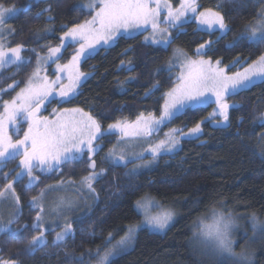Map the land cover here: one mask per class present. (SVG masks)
Here are the masks:
<instances>
[{"label":"trees","instance_id":"trees-1","mask_svg":"<svg viewBox=\"0 0 264 264\" xmlns=\"http://www.w3.org/2000/svg\"><path fill=\"white\" fill-rule=\"evenodd\" d=\"M85 1L0 0L5 7L15 6L19 10L6 22L8 30L13 31L8 37L0 38L7 47L24 45L22 55L31 60L19 70L13 65L0 71V89H7L14 81L22 82L15 91L5 93L3 100H10L26 83L35 69L37 54H47L49 47L60 45V37L67 28L91 18L92 10L77 7ZM177 3L174 0V4ZM197 7L198 12L218 8L216 11L224 16L231 30L224 36L219 31L209 34L198 31L197 23L189 20L171 31L173 42L166 50L145 43V33L135 38H117L108 48L99 49L81 62L80 71L88 78L77 89L79 94L71 102L48 104L43 115L49 116L54 110L80 108L95 117L106 130L109 124L119 120L133 121L144 111L159 112L164 94L175 86L177 75L173 70L168 71V65L177 49L188 58H194L201 43L212 41L211 50L203 58L213 62L220 59L221 67L227 66L228 75L242 71L264 55V44H250L247 39H240L246 33V26L254 25L258 13L264 12L262 0H197ZM237 40L235 47H227ZM76 49L77 45H73L64 50L57 62L69 61ZM237 59L240 63L233 66ZM157 84L158 90H153ZM226 101L229 105H241L229 110L228 126H216L222 118L206 119L215 109V103L186 111L163 129L190 130L201 123L199 138L182 140L175 156H162L153 169L135 176L126 175L135 162L127 167H113L101 160L116 136H107L101 141L97 170L103 168L106 172L94 184L98 198L93 201L91 211L81 216L82 220L74 219L75 237L58 246L52 243L56 228L55 232L46 233L45 247L34 255L25 254L28 242L39 234L31 229L36 211L29 207V200L38 195L36 189L41 186L81 181L89 173L87 163L69 164L51 175L39 174V183L29 190H25V179L14 184L23 212L15 223V230L22 231L19 239L0 234V260H15L18 264H78L83 258L84 264H92L96 261L97 248L103 254L125 235L130 225L141 222L135 203L147 194L170 207L175 220L164 233L142 228L131 250L116 255L112 264H229L192 246L191 225L210 209L222 208L236 215L258 217L262 221L260 229H264V126L260 125L264 119V83L238 96H229ZM19 159L9 162L0 174L1 179L9 170L11 175L16 174ZM11 175L7 181H2V186L11 181ZM241 222L248 227L246 220ZM261 230L247 246L244 253L247 258L241 264H264V232ZM109 233L114 239L106 243Z\"/></svg>","mask_w":264,"mask_h":264},{"label":"snow or ice","instance_id":"snow-or-ice-1","mask_svg":"<svg viewBox=\"0 0 264 264\" xmlns=\"http://www.w3.org/2000/svg\"><path fill=\"white\" fill-rule=\"evenodd\" d=\"M38 2V0H37ZM264 2V0H262ZM77 7L83 8L84 5ZM92 10L91 19L83 23H77L67 28L60 37L59 47H49L48 55L41 58L37 54V67L29 77L25 86L20 88L10 100H3V95L9 91H15L21 81H14L8 85L7 89H0V100H2L3 111L0 112V171L7 162L19 159L18 167L21 169L16 174V182H20L26 175L29 177L25 190L32 189L39 183L40 177L33 175L34 170H38L41 175H51L60 171L64 166L73 163H87L90 170L88 175L82 177L81 188H84L94 198L97 199L94 184L104 177L106 170L101 168L97 171L96 160L94 156L102 151V143L107 136L120 133L121 140L109 150L104 160L111 163L112 166L127 167L134 161H142L144 154H137L133 158H128L124 154V148L120 147L128 138H150L157 133L162 125L170 123L172 120L193 109L196 105L215 103L216 108L206 118L209 121L218 120L216 126L226 127L229 121V110L238 109L239 104L229 105L226 97L238 96L241 92L248 91L258 83H264V55H260L257 60L252 61L243 71H237L228 75L225 67H221V60L213 62L211 59H190L183 54L181 49L176 50V59L169 62L168 71L180 65L181 73L177 77L178 83L164 94V104L161 116L158 119L144 117L143 113L136 117L132 124L116 123L109 124L106 130L102 129L101 124L90 113L83 109L72 108L61 111L54 110L55 118H41V109H45L47 104L53 102H71L78 95L77 89L82 83L84 76L78 70V65L82 57L92 55L96 52V45L103 42L107 46L110 42H115L117 38H135L136 35L147 31L149 26L151 34L145 36V43L160 46L167 49L173 42V37L169 31L172 28H181L189 20L198 22V31L208 32L209 34L220 32L221 36L226 35L231 29L225 21V18L219 11L206 9L199 12L198 15L188 16V13H197L196 0H180L179 7L174 8L169 0H90L87 5ZM162 9H166V15ZM48 11V9H45ZM17 15L15 6L5 7L0 2V36L3 35L7 20ZM164 17L161 19V17ZM167 27H161V25ZM10 31H13L10 29ZM246 32L251 34L241 36L240 39H247L250 44H264V12L258 13L256 23L246 26ZM79 43L80 47L71 57V60L64 65H57L58 73L67 74V83H63L64 77L57 75L55 80H49L47 76L41 77L42 66L50 62H56L62 55V50L72 47ZM212 41L201 43L196 49V55L203 57L207 55L212 48ZM239 40L234 41L227 47H235ZM24 45L16 47H7L0 40V70L15 65L17 70L31 63L26 59L22 52ZM182 57V59H181ZM240 60L233 61V66L239 64ZM128 70H131L129 68ZM159 85H154L153 90H158ZM148 93L147 95H150ZM57 97L59 100H57ZM214 97V99H212ZM21 123H27V130L23 132V137L13 141L8 133L9 126H12L18 134ZM264 126V119L260 121ZM181 129H172L171 133H166L167 140H160L153 147L148 149L152 160H156L162 154H168L178 144L175 139L176 134L181 133ZM201 134V123H197L194 128L189 130V135L184 137L199 138ZM119 147V151L117 148ZM85 157L87 160L85 161ZM147 167V165H137L126 175L135 176L138 174V168ZM9 174L4 175L8 179ZM64 182H61V185ZM71 183V182H69ZM57 186H49L47 191H58ZM45 191H41L38 196H33L29 201V207L36 210L34 223L31 225L33 231H38L39 235L33 236L28 242L24 252L26 255H34L39 249L47 245L45 233L56 232L53 245L58 246L66 240L75 237L73 222L65 218L61 225L58 222L45 227L44 224V199ZM11 198L15 201L17 207L13 218L7 223H0V234H9L12 238L19 239L21 229L13 231L10 227L21 215L20 197L16 193L12 182L5 184L0 189V200ZM72 207V201L61 198L54 202L51 208V214L59 217L65 209ZM136 210L140 213L142 210L145 215L144 221L136 225H130L125 235L122 236L111 250L101 254L99 248L95 253L96 264H112V258L116 255L127 253L131 250L137 233L142 228L147 227L150 230L160 231L169 226L175 213L171 209H162L158 214L151 215L148 209L151 207L161 208L158 202H155L147 194L136 201ZM83 217H78L77 221ZM232 223L231 214H225L222 211L213 210L212 222L205 224L201 221V235L204 238V244L214 252L227 253L232 257L244 260L246 255L237 254L233 251L234 241L230 239L229 231ZM25 229L28 225L23 226ZM264 232V229L261 230ZM114 239L112 233L108 234L106 243H111ZM91 256L92 254L89 253ZM0 264H17V261L0 260ZM78 264H84L83 258L79 259Z\"/></svg>","mask_w":264,"mask_h":264},{"label":"rangeland","instance_id":"rangeland-1","mask_svg":"<svg viewBox=\"0 0 264 264\" xmlns=\"http://www.w3.org/2000/svg\"><path fill=\"white\" fill-rule=\"evenodd\" d=\"M177 1H178V3L176 5V4H174V0H169L170 4L174 8L179 7L180 0H177ZM89 2H90V0H86L85 2L82 3V5H84L86 7V9H88L87 5L89 4ZM196 7H197V0H196ZM216 10H218V8H216ZM162 11L164 12V15H166V9H162ZM18 12H19V10L17 9V13ZM92 13L94 14L93 11H92ZM198 14H199V12H198V7H197V13L196 14L188 13V16H194V15H198ZM163 18L164 17L162 16L161 19H163ZM192 20H194V19H192ZM194 21L198 25V22L196 20H194ZM161 27H167V25L162 24ZM173 29L174 28L169 29L170 33H171V31ZM10 32L11 31H9L8 28L5 26L4 31H3V35H5V36L8 37V35L10 34ZM142 33H145V36L150 35L151 34V28H150V26H149V28H148L147 31H143ZM250 34H251L250 32H246L244 34V36H248ZM0 40H2V39L0 38ZM2 42L4 43V40H2ZM114 43L115 42H110L109 45L105 46V45H103V42H101L100 44H97L95 46L96 47V52L99 49H101V48H108L109 46H111ZM149 44H151V43H149ZM74 45H77V49H76V51H77L79 49L80 45H79V43L74 44ZM59 46H57V47H59ZM76 51L74 52V54L76 53ZM63 52H64V50H62V54H63ZM47 55H48V52L45 55H39V56L41 58H44ZM200 58H203V57H198L196 55L194 58H190V59L195 60V59H200ZM84 59L85 58L82 57L81 62ZM174 59H176V51L172 53L171 58L169 59V62L170 61H173ZM181 59H182V57H181ZM57 61L54 62V63L53 62H50L49 64L43 65L42 66V70L40 72V76L41 77L47 76V78L49 80H55L57 78V75H62L64 77L63 83H67L68 82L67 81V74L66 73H58V71H57V65L58 64L59 65H64V64H67L69 61H67L64 64L59 63ZM81 62L78 65V70H79L80 73H82L80 71V64H81ZM36 67H37V61H36V64H35V69H36ZM35 69L33 70V72L35 71ZM172 70L175 71V73L177 75L176 78H175V80H176L175 81V85H176L178 83L177 77L181 73L180 65L177 64V66L174 67V68H172ZM0 71H2V70H0ZM84 76H86V75L84 74ZM81 79H82V81L84 80L83 77ZM24 86H25V84L21 88H23ZM212 99H214V97H212ZM57 100H59L58 97H57ZM0 104H1V112H2L3 111V108H2V100H0ZM163 104H164V100H163ZM163 104L161 105L160 110H159L158 113H156L153 109H150L149 111L142 112L143 115H144V117L147 118V117H149V114H151L152 118L158 119L161 116V113H162V110H163V107H162ZM197 106H201V105H196L195 107H197ZM47 107H48V104H47ZM47 107H46V110H47ZM216 107L217 106L215 104V108ZM44 110L45 109H41V112H40L41 118H43V117H48L49 119H54L55 118L54 111H52L49 116H44L43 115V111ZM56 111H61V110H56ZM86 113H88V112H86ZM135 120L136 119H134L133 121H127V120H119V121L122 122V123L132 124L133 122H135ZM168 124L169 123H167L165 125H162L161 128H160V130L157 133L153 134L150 138H145V137H141V138H128L123 144L120 145V147H123L124 148V154L128 158H133L137 154H141V153L144 154V159L142 161H134L135 162L133 164L134 166L132 165L131 168H129L127 170L126 174L130 173L133 168H135V167H137V165H141V164L147 165V167H140V168H138V174H140L142 172H145V171L147 172L150 169H153L157 165L158 161L160 160L159 159L160 157L167 156V155H171V156L174 155V153L179 149L180 144H181V141L185 139L184 137H186V136L189 135V130H183V129H181L182 132L176 134L175 139L178 140V144L176 145V147L173 149V151L171 153L162 154V155L158 156L156 160L153 161L151 155L147 151L148 149H150L151 147H153L155 144H157L160 140H167L168 139V137L165 134L166 133H171V130L172 129H170V127L167 128L166 130L163 129L164 126H166ZM27 126H28L27 123H21V124H19L18 127L20 128V132L18 134L15 132V130L13 129L12 126H9L8 133H9V135L12 136L13 141H15L17 139H21L23 137V132L27 130ZM114 135L116 136L115 137V142H114V144L112 145V147L110 149H112L114 145H117V142L121 140V136H120V133L119 132H116ZM188 139H193V138H188ZM109 150L107 151V153L109 152ZM117 150L119 151V147L117 148ZM107 153L105 154V156L107 155ZM93 159L96 160V157L94 156ZM101 160L103 161V157L101 158ZM167 160H168V158H167ZM103 162L105 164H107L108 166H112L111 163L108 162V161H106V160H104ZM96 164H97V161H96ZM129 164H131V163H129ZM20 171H21V169L19 168V171L18 172H20ZM16 174L11 175L13 177L10 179L11 180L10 182L13 183V187H15L14 184H17V182L15 180ZM39 174L40 173H39L38 170H34V172H33V175L34 176L35 175H38L40 177L41 175H39ZM23 179L26 180V185H27L28 180H29V177L25 175L23 177ZM69 182H71V183H69ZM4 186L0 187V189H3ZM50 186H57V187H59L60 190H58V191H50L49 192V191H47V189H48L49 186H46L45 188L43 186H41L40 188H37L36 189L37 192H38V195H39V193L42 190L46 192V196H45V199H44V207H45L44 224H45V227H47L48 225L52 224L53 222H58V223H60L62 225L65 222V218H67L69 221H72L73 222L75 218L81 217V216H84V215H87V213L90 210L92 204L94 203L93 201H95V199L87 192V189L86 188H84L83 191H78V189L81 188L80 180L79 181H77V180L76 181L75 180H69V181H65L62 185L59 182L57 184L50 185ZM147 196L150 197L155 202H158L159 205L162 206L161 208H157V207H151V208H149L148 209L149 214L156 215L160 211H162V209H171L170 207L162 204L160 201L156 200L152 196H150V195H147ZM61 198H64L65 200L72 201V207L70 209H65L62 212V214L59 217H57L56 215L51 214V208L53 207L54 202H58ZM135 205H136V203H135ZM16 207H17V205H16L15 201L12 200L11 198L5 199V200H0V223H5L6 224L9 219H12ZM19 207H20V209H22L21 203H20ZM214 209L216 211H218V212L219 211H222L226 215L229 214V213L231 214L232 223H231V226H230L229 236H230V239H232L234 241L233 251L235 253H237V254H241V253L244 254L246 252L247 246L250 244V242L252 241V239L259 234L258 232L261 230L260 228L262 226V221L260 219H258V217H255L253 215L240 216V215H236V214H234L232 212L225 211L222 208H212L209 211L205 212L200 217H198L193 222V224L191 225V229L193 231L191 244H192V246L194 248H196V249L198 248V250H201L204 253L209 254L211 257H213L215 259H218L220 262L223 261V262H227L229 264H241V262H242L241 259H238L236 257H232V256H230L227 253L221 254V253H218V252H214L212 249L207 248L205 246V244H204V238L201 235V221H203L205 224H210L212 222L213 210ZM140 214H141V217H142V220H141V222H142L145 219V215H144L143 210L140 212ZM35 216H36V214H35ZM174 220H175V215L173 216L172 221L169 222V226L167 228L163 229V230H160V231L150 230L147 227H144V228H147V229H149L152 232L164 233L170 227V225L173 223ZM243 220H246L245 223L248 225V227H245V225L242 224L241 221H243ZM240 222H241V224H240ZM14 225H15L14 223L10 225V227L13 229V231L15 230ZM256 229H259V230H256ZM55 231H53V232H55ZM58 231H60V228H57V232ZM46 233H45V235H46ZM55 235H56V233H54V239H55ZM115 244H116V242L113 245H115ZM113 245H111L107 249V251L108 250H111L113 248ZM4 261H7V260H4ZM92 264H96V261L93 262Z\"/></svg>","mask_w":264,"mask_h":264},{"label":"flooded vegetation","instance_id":"flooded-vegetation-1","mask_svg":"<svg viewBox=\"0 0 264 264\" xmlns=\"http://www.w3.org/2000/svg\"><path fill=\"white\" fill-rule=\"evenodd\" d=\"M45 111H46V110H45ZM43 112H44V111H43ZM97 156H98V155H96L95 157H97ZM8 164H9V162H7L6 165L3 166V170L0 171V173H4V170L6 169V167H7ZM18 171H19V168H18ZM18 171H17L16 173H18ZM7 173L11 175V170L7 171ZM3 180H4V181H7V180H5L4 178L1 179V177H0V187H2V184H3L2 181H3ZM16 193H17V192H16ZM17 194H18V193H17ZM20 203H21V200H20ZM21 207H22V203H21ZM22 213H23V212H22V209H21V215L19 216V218L22 216ZM16 221H17V220H16ZM16 221L14 222V224L16 223ZM14 228H15V225H14ZM15 229H16V228H15ZM46 239H47V236H46Z\"/></svg>","mask_w":264,"mask_h":264}]
</instances>
